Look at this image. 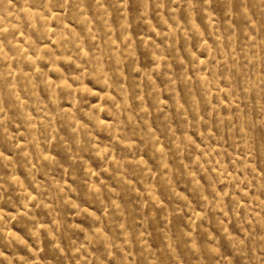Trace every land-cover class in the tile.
I'll return each mask as SVG.
<instances>
[{"label": "rangeland", "instance_id": "374dc122", "mask_svg": "<svg viewBox=\"0 0 264 264\" xmlns=\"http://www.w3.org/2000/svg\"><path fill=\"white\" fill-rule=\"evenodd\" d=\"M0 264H264V0H0Z\"/></svg>", "mask_w": 264, "mask_h": 264}]
</instances>
